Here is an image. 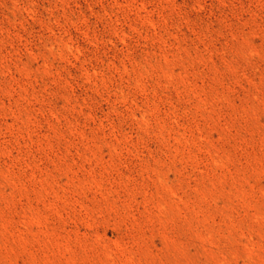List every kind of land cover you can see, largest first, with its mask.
<instances>
[{
    "label": "rangeland",
    "instance_id": "obj_1",
    "mask_svg": "<svg viewBox=\"0 0 264 264\" xmlns=\"http://www.w3.org/2000/svg\"><path fill=\"white\" fill-rule=\"evenodd\" d=\"M0 264H264V0H0Z\"/></svg>",
    "mask_w": 264,
    "mask_h": 264
}]
</instances>
